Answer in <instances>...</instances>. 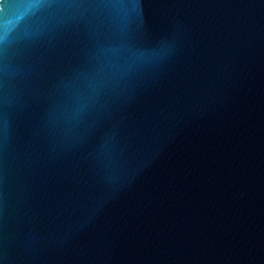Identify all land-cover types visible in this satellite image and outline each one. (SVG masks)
Here are the masks:
<instances>
[{"label":"water","instance_id":"obj_1","mask_svg":"<svg viewBox=\"0 0 264 264\" xmlns=\"http://www.w3.org/2000/svg\"><path fill=\"white\" fill-rule=\"evenodd\" d=\"M0 264H264V0H0Z\"/></svg>","mask_w":264,"mask_h":264}]
</instances>
